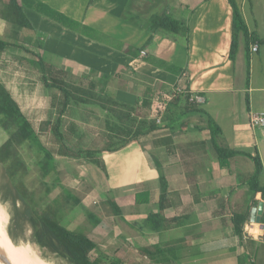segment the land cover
Masks as SVG:
<instances>
[{"label":"crops","instance_id":"crops-1","mask_svg":"<svg viewBox=\"0 0 264 264\" xmlns=\"http://www.w3.org/2000/svg\"><path fill=\"white\" fill-rule=\"evenodd\" d=\"M39 1L79 24H85L88 17L91 24L96 25L94 29L97 34L109 38L107 46L99 43L98 36L96 42L82 39V44L87 43L90 48L88 56L93 57V62L99 65L75 67L69 63L80 62L75 57L83 54L79 44L81 38L72 34V47L58 53H64L69 58L60 60L59 64L72 67L66 71L73 77L87 76V72L91 70L96 73L91 78L93 81L109 76L110 82H107L103 92L128 105L141 102L146 97H152L151 101L156 102L162 94L174 91L200 94L205 98L203 106H207L209 110L205 112L220 128L218 144L249 155L258 153V148L264 171V136L249 125L250 114L264 112V0H237L249 37L254 40L249 43L246 51L244 40L239 38L234 61L229 59L232 17L227 0L175 2L173 13L181 14L184 11V19L177 21L187 28V32L168 35L158 31L153 34L150 44L137 56H133L134 48L142 47L150 37V32L128 21L126 23L125 20L115 21L113 25L100 23L99 19L106 14L102 12L97 0H92L91 4L89 0ZM157 5L158 2L155 3L154 0H129L126 5V0H123L119 8L122 10L119 11L116 6V11L110 13L120 15L126 8L127 12L121 15L146 16L149 12L154 14L153 9L159 8ZM162 8L164 12L168 10V5ZM169 11L167 13L171 14L172 11ZM28 12L34 14L32 11ZM30 22L36 31L47 35V41L42 39L43 48L50 54L57 53V49L51 44L52 40H49L53 38V24L41 19ZM66 33L63 30L58 36ZM254 46H257L255 52L252 51ZM246 58L249 59L248 69ZM219 109H223L220 113L224 118L219 112L214 114ZM194 118L192 116L176 120L172 124L173 131L165 129L154 138L129 144L131 147L137 146V150L133 151L132 158H125L128 168L139 171L142 166L145 175L141 178L143 182H139V177L132 183L123 181L121 184L130 186L129 192L139 191L138 188L142 186L150 193V203L138 205L140 208L152 205V201L156 206L159 172L164 175L170 195L167 197L168 207L163 214L170 219L182 218L165 230L169 229L168 240L174 243L172 246L179 247L180 254L186 256L183 259L192 258L194 262L203 264H214V260H217L219 264V257L205 259V256L220 253L231 255L222 257L224 264H245L240 263L241 255H247L249 264H254L255 254L262 252L261 247L264 246V225L251 221V212L254 210V216H257L258 206L251 209L250 221L244 225L240 241L234 235L230 219L232 212L242 211L250 204L247 183L253 172L252 163L245 156H237L230 161L229 169H220L209 144L210 134L205 117ZM219 118H222L223 123L218 122ZM225 130H228L230 140L235 143L234 147L221 143L225 138ZM188 143H195L197 146L190 148L191 164L187 163L184 167L177 148ZM198 143L204 144L200 146ZM202 147L205 148V155L199 154L195 158L191 153L197 154ZM107 155L109 153L101 155L103 162ZM193 157L196 163H193ZM239 157L250 162L246 164V173H241L237 167ZM114 163V160L110 162L112 166ZM194 175L196 177L191 182L189 179ZM137 181L138 184H135ZM262 185L264 186V174ZM130 195L134 202L135 193L127 192L126 197L116 199L120 209L122 202ZM156 209L155 207L147 213H155ZM263 213L264 204L259 220ZM164 231L159 235H163ZM250 240L251 243L248 242ZM164 243L166 240L159 244Z\"/></svg>","mask_w":264,"mask_h":264},{"label":"trees","instance_id":"trees-1","mask_svg":"<svg viewBox=\"0 0 264 264\" xmlns=\"http://www.w3.org/2000/svg\"><path fill=\"white\" fill-rule=\"evenodd\" d=\"M91 3L92 0H89V4ZM227 3L231 9L232 17L229 59L234 61L239 38L241 37L244 40L246 51L249 43L254 39L249 37L237 0H227ZM27 10L38 13L72 31H79L80 24L51 9L39 0H0V20L6 25L7 29L5 37L3 39L0 38V54L5 53L8 49H16L30 56L29 63L38 70L42 85L50 94V107L53 111H57L52 133L61 147L58 154L70 158L84 156L90 165L105 171L104 163L101 159L102 154L116 152L132 143L138 144L142 139L154 138L156 134H160L165 129L173 131L172 124L176 120L190 118L196 114L201 115L200 117L204 116L206 128L210 134L209 144L216 155L220 169H229L230 161L237 156H245L252 163L253 172L247 183L250 204L242 211L232 212L230 218L234 235L240 241L244 225L250 221L251 209L256 208L259 203L264 204V186L262 185L264 171L258 153L254 152L253 155H249L220 146L217 141L221 134L220 128L215 125L205 110L202 109L203 105L189 102L190 93L186 91L170 92L171 100L166 104L165 110L159 112L155 100L151 101L152 97H146L141 102L137 101L133 105H128L105 94L103 90H105L107 82H110L109 76H103L101 79L93 81L91 78L96 73L91 70L87 76L75 77L74 79L70 72L46 62L40 54V50L43 49L42 35L33 28L32 23L26 16L25 12ZM128 16H130L129 22L138 27L144 26L150 32V37L146 43L140 48H134L133 56L142 53L152 41L153 34L158 31L174 35L187 32V28L176 19H173L167 13V10L151 17L147 24L140 23L138 16L135 14H129ZM246 66L248 69V58H246ZM71 106H95L107 116L105 118V132L101 136L103 140L101 147L95 149L77 147V150L73 151L66 145L62 123ZM159 117L160 123L157 124L156 119ZM0 130L7 134L6 141L0 145V164L5 169L16 200L20 201L24 206L23 216L34 230L35 243L41 250L57 255L67 261L68 264H106L107 257L102 253L94 259L92 258L97 245L84 232L73 231L62 225L64 203L72 201L73 204L78 205L80 203L79 199L73 197L70 191L62 189L63 202L54 200L53 203H48L43 209H40L45 198L52 192L53 187L47 186L44 182L43 194H37L26 186L27 163L20 155V149L26 145H31L39 152L41 159L37 165L41 179H46L52 173L56 175L55 158L52 151L40 142L32 123L22 112L18 102L6 86L1 82ZM71 130L73 131V129ZM203 144L198 143L200 146H203ZM194 146L197 145L188 143L177 148L183 159L182 164L184 167L187 166V163L191 164L189 151ZM201 151L197 154H191L195 158L199 154L205 155L204 147H202ZM194 157L192 161L196 163ZM187 159L188 162H185ZM192 177V179H189L191 182H193L196 175ZM55 182H57L56 179ZM158 184L157 211L149 213L142 223L150 233L157 235L161 234L170 224L180 222L182 219L179 217L170 219L164 216L163 213L168 207L167 197L170 193L167 181L160 172ZM55 186L56 184H54ZM134 203L136 205L149 204L150 193L147 190L140 193L136 192ZM107 205L110 207L114 217L123 219L120 205L116 199L108 200ZM86 217L92 223L93 228H96L101 223L92 213L87 212ZM20 220L21 217L17 214L16 225ZM260 223L264 225V213L260 218ZM6 231L8 230L0 225L1 252L6 255L5 249L9 246L13 255L12 263L27 264L19 239L10 231L7 233ZM248 242L251 243L252 241ZM139 251L152 264H174L186 258L184 254H180L181 249L179 247H173L168 242L151 244L140 248ZM0 264H6L1 253ZM109 264H122V261L112 259Z\"/></svg>","mask_w":264,"mask_h":264},{"label":"rangeland","instance_id":"rangeland-1","mask_svg":"<svg viewBox=\"0 0 264 264\" xmlns=\"http://www.w3.org/2000/svg\"><path fill=\"white\" fill-rule=\"evenodd\" d=\"M97 1L101 5L102 12L106 14L105 16L101 17V20L99 19L100 23H110L113 25L115 24V21L118 22V20H125V22L128 21V23H131L129 22L130 16L121 15L122 13L127 12L126 8L123 9L124 12H122L120 15L110 13L116 11V6L118 7V10L121 11L122 9L119 8L121 7V3L123 0ZM154 1L155 3L158 2L157 6L159 8H155V10L153 9L154 14L149 12V14H147L146 16L137 15L139 19L138 21H140V23L147 24L151 16L161 14L163 12L162 7H164V5H168L167 12H170L169 10L172 11V13L169 15L173 19L179 21L184 19V11H182L181 14L173 13L175 2H180V0ZM128 2L129 0H126V5L128 4ZM33 13L34 14L31 15L28 10L26 11V15L29 20H33L34 22L39 21L40 19L41 21L47 20L54 26V29L52 30L53 38H49V40H52L51 44L55 49H57V53L50 54L44 48L41 49L40 54L46 62L52 63L53 65H55V67L58 68L63 67V69L65 70L72 69V67L68 68L67 66H61V64H59L60 60H65V58L68 57H65L64 53L58 52L70 49L72 47L74 43L72 37L73 34L81 38L79 44H81L80 47L82 49L83 56L75 57L77 61L80 62L75 61L76 64H69L75 65V67L99 65L98 63L93 62V57L88 56L90 48L87 47V43L82 44V39L84 40V38H86L89 41L92 40V42H96L95 39L96 36H98L97 40H99V43L101 45L107 46L106 43L109 38L105 35L103 36L101 34H97L98 32L94 29V26L96 25L91 24V21L88 19V17L84 21L85 24H80V28H78L79 31H72L59 25L53 20L39 15L38 13ZM140 28L145 27L141 26ZM63 30L67 31V33L59 37L58 34ZM37 32L41 34L42 38H45L47 41L46 34L41 31ZM162 32L163 31H159V33ZM6 33V25L0 20V38L3 39ZM42 44L44 45V41L42 42ZM29 59V55L16 49H8L5 53H1L0 82L6 86L8 91L18 102L22 112L30 120L37 133V136L40 139V142L47 149H50L52 151L55 158L56 175L52 173L46 179H41L37 165L38 161L41 159V155L35 147L26 145L22 149H20V155L27 163L28 173L25 177L26 186L37 194H43V190L45 188L43 185L44 182L47 184V186L53 187L52 192L45 198V201L40 206V209H43V207L48 203H53L54 200H60L63 202L62 189L70 191L73 197L80 200V203L78 205L73 204L72 201L64 203V219L62 220V225L73 231L84 232L89 237V239L95 242L97 247L95 253L92 255L93 259L102 253L107 257L106 264H109L112 259H119L122 261V264H152L140 253V248L155 244L157 242L160 243L163 240H166L169 245H174V243H171L169 242L170 240H168L170 239L169 229L165 230V233L163 235H157L150 233L142 225L145 216L148 214L147 212H150V210H154L156 207L153 205V201L152 205L140 208L138 205L134 204L132 199L133 194L130 195L126 200H124V202H122L120 210L123 219L114 217L112 215L110 207L107 205L108 200L126 197L127 192L131 194L145 191L144 187L141 186L138 188L140 189L139 191L137 190L135 192H129L131 190L130 186L125 187L121 184L123 183V181H130L132 183L139 177V182H143V179L141 180V178L145 175V169L142 166L139 171L137 169H129L125 159L126 157H133V151L137 150V146L134 145V147H131L129 145L124 147L123 149L116 151L115 153H109V155L104 156L103 163L105 171H102L100 168L90 165L88 163V160L85 159L84 156L77 158L60 156L58 153H60L61 147L52 133V127L54 126L56 121L57 111H53L51 109L50 94L48 90L42 85L40 74L38 70H36L29 63ZM87 73L89 74V72ZM202 109L205 111H209L207 109V106H202ZM221 111H223V109L215 111L214 114L216 115V113H220ZM200 116L201 115L197 114L193 115V117L195 118H198ZM221 116L223 117V115ZM106 117L107 116L100 109H98V107L95 106H71L70 111H68L66 116L63 118L62 123V131L65 134L66 145L73 151L77 150V147L81 149H95L101 147L103 144L101 136L105 132L104 130ZM218 122L223 123L222 118H219ZM71 129H73V131ZM225 132V138L221 143L230 147H234L235 143L230 140L228 130H225ZM258 137L260 138L259 135H257V138ZM6 139L7 134L4 131L0 130V145L4 141H6ZM257 151L259 153L258 148ZM251 153H253V150H251ZM112 160H114L115 162L114 166L110 164ZM236 162H238V164H236L240 169L239 171H241V173H246V164L247 162L248 164H250V162L244 159V157H239ZM55 179L57 180V182H55ZM54 184H56L55 187ZM135 184H138V181ZM8 190H12V186L6 175L4 167L0 164V199L4 197L6 191ZM1 203L6 204L5 202ZM7 207V210L12 216V213L14 211L12 206L8 204ZM87 212L94 214L101 221L99 226L93 228L92 223L88 221L86 217ZM11 216L6 227L8 231L9 229H11ZM8 231H6V233ZM263 247H261L262 252L255 254L253 261L254 264H264ZM41 253L42 255H44V257L55 262L56 264H68L67 261L59 258L57 255H53L49 251L41 250ZM230 256L231 255H221L220 253H217L211 254V256L206 255L205 259L219 257V264H224V258L222 257ZM239 260L240 263L249 264L247 255H241L239 257ZM216 261L217 260H214L213 263L217 264ZM227 263L229 264L230 262ZM174 264L203 263L196 261L194 262L192 258H190L181 259Z\"/></svg>","mask_w":264,"mask_h":264},{"label":"bare ground","instance_id":"bare-ground-1","mask_svg":"<svg viewBox=\"0 0 264 264\" xmlns=\"http://www.w3.org/2000/svg\"><path fill=\"white\" fill-rule=\"evenodd\" d=\"M1 202H5L6 204H2ZM8 204H10L14 210L12 216L7 210ZM17 214L21 217V220L18 221L16 225ZM23 214L24 206L20 201L16 200L14 192L12 190L6 191L4 197L0 199V225L6 228L11 216L12 224L11 229H9V231L19 239L26 263L56 264L55 262L48 260L46 257H44V255H42L40 249L34 241V230L31 224L26 219H24ZM5 253L11 264H13V255L9 246L6 247Z\"/></svg>","mask_w":264,"mask_h":264},{"label":"built area","instance_id":"built-area-1","mask_svg":"<svg viewBox=\"0 0 264 264\" xmlns=\"http://www.w3.org/2000/svg\"><path fill=\"white\" fill-rule=\"evenodd\" d=\"M257 50V46H254L252 49L253 52ZM171 100L170 93H165L159 96L156 99V107L159 112H163L165 110L166 104ZM189 102L195 103L197 105H204L205 98L200 94H190ZM156 123H160V117L156 119ZM249 125L251 129L260 132L262 136H264V112L262 113H254L249 115Z\"/></svg>","mask_w":264,"mask_h":264},{"label":"water","instance_id":"water-1","mask_svg":"<svg viewBox=\"0 0 264 264\" xmlns=\"http://www.w3.org/2000/svg\"><path fill=\"white\" fill-rule=\"evenodd\" d=\"M262 203H259L258 204V210H257V216H254L255 215V213H254V210H252V212H251V221L252 222H255V223H259L260 222V220H259V215H260V213H261V208H262ZM38 246V245H37ZM38 248L40 249V247L38 246ZM40 251H41V249H40ZM0 253H1V256H2V258L4 259V261L6 262V264H11V262L9 261V259L7 258V256L3 253V252H1V250H0ZM49 260V259H48Z\"/></svg>","mask_w":264,"mask_h":264},{"label":"flooded vegetation","instance_id":"flooded-vegetation-1","mask_svg":"<svg viewBox=\"0 0 264 264\" xmlns=\"http://www.w3.org/2000/svg\"><path fill=\"white\" fill-rule=\"evenodd\" d=\"M44 251V250H43Z\"/></svg>","mask_w":264,"mask_h":264}]
</instances>
